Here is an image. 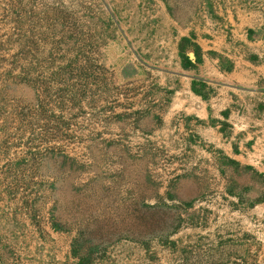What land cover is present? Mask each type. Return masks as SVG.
<instances>
[{
	"label": "rangeland",
	"instance_id": "obj_1",
	"mask_svg": "<svg viewBox=\"0 0 264 264\" xmlns=\"http://www.w3.org/2000/svg\"><path fill=\"white\" fill-rule=\"evenodd\" d=\"M220 36L258 59L264 0H0V264H264V158L193 112Z\"/></svg>",
	"mask_w": 264,
	"mask_h": 264
},
{
	"label": "crops",
	"instance_id": "obj_2",
	"mask_svg": "<svg viewBox=\"0 0 264 264\" xmlns=\"http://www.w3.org/2000/svg\"><path fill=\"white\" fill-rule=\"evenodd\" d=\"M259 43L263 45L264 41ZM228 48L222 36L219 37L218 42L210 40L202 47L203 51L207 50L213 55L209 57L202 55L203 64L198 69L201 75L207 78V84L215 87L213 91L216 90V92L207 96V104L202 103L201 108L193 109V112L202 118L212 115V112L222 118L229 110L236 123L235 129L244 132L246 138L252 141H250L251 144L249 143L250 148L248 145H242V148L247 151L235 156L240 162L249 164L251 157L264 158V51L263 54L260 53L258 59H239L230 62L229 65L225 58ZM188 60L193 61L191 56ZM230 92H235L234 101L229 96ZM192 98L195 99V97ZM234 110L236 111L233 112ZM207 132L216 133L212 127H207ZM227 147L223 146L225 149ZM261 167L264 172L263 160L257 169Z\"/></svg>",
	"mask_w": 264,
	"mask_h": 264
}]
</instances>
